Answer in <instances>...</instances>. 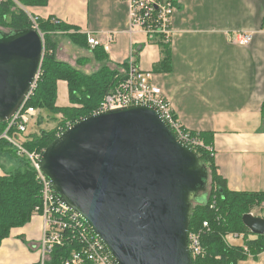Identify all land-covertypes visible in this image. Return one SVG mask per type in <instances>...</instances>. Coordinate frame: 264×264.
<instances>
[{"label":"crops","instance_id":"crops-1","mask_svg":"<svg viewBox=\"0 0 264 264\" xmlns=\"http://www.w3.org/2000/svg\"><path fill=\"white\" fill-rule=\"evenodd\" d=\"M171 1L175 4L171 62L170 70L162 73L153 72L161 60L159 46L151 42L156 37L151 39L140 29L130 32L128 8L119 0H47L44 6L26 9L38 18L53 17L75 26L102 45L113 36L109 51L103 50L106 61L100 62L94 57V49L74 45L57 33L53 35L55 58L72 66L70 59L79 54L83 58L80 67H72L86 74L92 66L100 69L105 65L122 72L132 54L138 69L152 73V82L169 100L181 126L208 143L205 147L210 149L227 188L263 193L264 0ZM237 32L253 33L252 42L247 46L232 44V35ZM60 38L67 44H60ZM59 85L67 89L66 82L58 81L57 89ZM12 167L0 152V178ZM255 209L256 213L250 214L264 219V204ZM41 235L39 216L13 229L0 245V264H37ZM229 238L230 245H243V237L239 241ZM248 256L242 264H264V252Z\"/></svg>","mask_w":264,"mask_h":264},{"label":"water","instance_id":"water-1","mask_svg":"<svg viewBox=\"0 0 264 264\" xmlns=\"http://www.w3.org/2000/svg\"><path fill=\"white\" fill-rule=\"evenodd\" d=\"M42 50L32 29L0 31V124L29 92ZM40 172L116 264H192L189 218L209 173L153 108L130 106L76 122L43 150ZM242 223L264 235V219L249 213Z\"/></svg>","mask_w":264,"mask_h":264},{"label":"trees","instance_id":"trees-1","mask_svg":"<svg viewBox=\"0 0 264 264\" xmlns=\"http://www.w3.org/2000/svg\"><path fill=\"white\" fill-rule=\"evenodd\" d=\"M23 7L44 6L47 0H18ZM37 27L44 40V55L41 62V75L33 96L27 106L46 109L53 115H61L60 127L87 118L98 109L105 94H107L126 71L122 72L102 66L96 72L86 75L78 69L58 61L54 51L56 43L53 35L60 33L74 45L87 48L86 35L81 34L77 27L69 26L53 17L37 18ZM31 20L26 12L11 0L0 4V31L11 33L31 29ZM160 48L161 60L153 67V72L162 73L170 70V44L156 37L151 40ZM97 61H106L103 49L93 50ZM67 84L70 106L58 107L57 82ZM41 120L38 121L39 125ZM4 124H0L3 129ZM199 136V135H198ZM57 137V130H40L33 134L25 144L28 151L44 150ZM201 135L199 136V138ZM204 147L208 144L200 138ZM0 152H9L20 160L21 166L5 173L0 178V245L10 237L11 231L26 225L32 217L33 210L40 204V188L29 162L19 158L9 143L0 140ZM201 162L210 173V191L204 193L201 199L193 203L189 218V233L199 234L200 254L191 256L192 264H239L248 254L258 256L264 252V235L250 234L242 223V217L252 209L264 204L263 193L234 192L227 188L223 178L217 173L213 157L205 148L196 149ZM206 222L208 227L203 228ZM243 236V245H230L226 237L229 235ZM249 234L252 238H248ZM58 252V251H56Z\"/></svg>","mask_w":264,"mask_h":264},{"label":"built area","instance_id":"built-area-1","mask_svg":"<svg viewBox=\"0 0 264 264\" xmlns=\"http://www.w3.org/2000/svg\"><path fill=\"white\" fill-rule=\"evenodd\" d=\"M4 0H0V4ZM18 7V0H11ZM128 8L129 31L140 29L146 36L162 38L170 44L171 20L175 12V4L171 0H119ZM22 9V8H21ZM30 18V15H28ZM31 20L32 30L36 31L42 40L44 55L43 34L40 33L34 16ZM253 33L237 32L232 35L231 43L237 46H247L253 40ZM90 49L102 48L108 52L113 41L109 36L106 44L102 45L94 37L86 36ZM42 62V60H41ZM127 68L121 80L103 97L98 109L93 114L110 110L130 107L146 106L153 108L165 122L176 139L183 145L193 149L205 148L197 134L184 129L177 121L169 100L161 89L152 82V73L138 69L131 54ZM41 75V63L17 111L0 128V140L10 144L19 158L29 162L35 173L40 188V204L33 210L32 216L42 218V235L39 241V260L37 264H116L111 258L103 242L75 213L60 204L52 193L48 179L40 172V160L43 150L28 151L25 144L31 140L28 127L31 122H38L41 110L27 106L33 96L37 81ZM61 128L57 136L71 127ZM203 228H207L206 222ZM241 238L242 236H235ZM188 248L191 256L200 254L199 234L188 232ZM58 251V252H56Z\"/></svg>","mask_w":264,"mask_h":264},{"label":"rangeland","instance_id":"rangeland-1","mask_svg":"<svg viewBox=\"0 0 264 264\" xmlns=\"http://www.w3.org/2000/svg\"><path fill=\"white\" fill-rule=\"evenodd\" d=\"M21 8H22V10H24V12H26L28 15H30V19L31 20L33 18H35L34 17L35 15L30 13V11H28L26 9V7L21 6ZM59 40H60L59 41L60 44H62V45L63 44H67V40L66 39L60 38ZM43 42H44V40H43ZM81 53H82V51H81ZM78 55L79 54L74 55V56H72V59H70V61L73 62L72 66L80 67L78 65V63H80V60H83V58H80ZM76 56H77V59L75 58ZM97 69H98L97 67L92 66V68L87 69L88 72L86 74H88V73L91 74V72H95ZM56 103L59 106H68L70 104V101H69V98H68V94H67V89H66V87L63 88L62 85L58 86ZM37 109L40 110L39 108H37ZM40 113L41 114H40L39 120H41V122H42L41 124L42 125L39 126L38 122H36V123L31 122L29 127H28V132L31 133V134L34 133V134L38 135L40 130L49 131V130H53V129H56L57 130V134H58V132L61 130V128L63 129V128H66L68 125H71L70 123H66L65 126L60 127L59 123L62 121V116L61 115H53L49 111H47L46 109H44V110L41 109ZM4 155L6 156V158L8 160H10L11 165H13L12 169H15V168H18V167L21 166L20 160L17 159L16 157H14L13 155H11L9 152H4ZM210 182L211 181H210V175H209V179H208V182H207V185H206V193H209V191H210ZM256 211L257 210L254 208V209H252V211L250 213L254 214V213H256ZM229 236H230L229 240L239 241L240 238H233L232 236L235 237V236H241V235H236L235 234V235H229ZM248 258H250V257L248 256L245 260H247ZM245 260L241 261L240 263L242 264V262H244Z\"/></svg>","mask_w":264,"mask_h":264}]
</instances>
